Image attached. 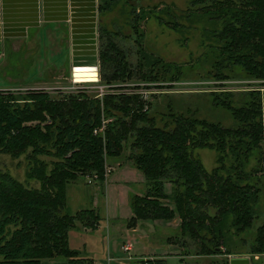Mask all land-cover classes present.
I'll return each instance as SVG.
<instances>
[{
	"label": "trees",
	"instance_id": "1",
	"mask_svg": "<svg viewBox=\"0 0 264 264\" xmlns=\"http://www.w3.org/2000/svg\"><path fill=\"white\" fill-rule=\"evenodd\" d=\"M124 2L130 6L124 13L129 32L118 23L99 26L100 81L109 86L102 96L84 88L0 90V153L27 161L26 180L0 166V264L60 257L92 264V257L70 245L69 232L97 228L102 216L97 207L73 212L68 186L81 175L102 182L109 165L125 161L143 172L146 187L129 195L126 226L179 216L168 242L182 246L180 264H230L227 255L239 252L235 240L246 243L242 233L256 219L262 221L250 252L264 253V0H190L179 12L171 4ZM118 3L102 0L100 8L109 11ZM149 17L178 32L190 26L181 18L207 21L202 55L210 67L202 77L260 80L258 89L241 96L231 88L209 89L213 102L232 112L235 125L181 109L172 97L164 105L154 102L149 96L157 92L145 97L151 81L165 82L169 90L188 78L184 64L146 46L142 21ZM78 73L98 78L97 71ZM199 147L216 150L211 169L196 155ZM252 158L256 164L250 167ZM186 255L198 258L192 263ZM141 261L168 264L159 254Z\"/></svg>",
	"mask_w": 264,
	"mask_h": 264
},
{
	"label": "rangeland",
	"instance_id": "2",
	"mask_svg": "<svg viewBox=\"0 0 264 264\" xmlns=\"http://www.w3.org/2000/svg\"><path fill=\"white\" fill-rule=\"evenodd\" d=\"M86 1L89 2V0ZM101 1L90 0L87 3V6H93V11L89 16L93 18L91 22L94 25L88 30L87 34L81 33L83 37L80 36L81 34L76 33L75 26L72 27V33H70L69 26L57 24L49 27V33L47 32L48 40L40 37L36 32L37 29H30L28 37L6 38L4 40L5 42L0 45V59L3 58L0 62V90H26L29 88L66 90V87L74 83L73 66L75 63H78V60L75 59L73 61V57L76 53L85 54L89 60L97 63V72L99 73V26L103 24L112 27L115 23H118L125 32L131 30L130 26L125 24V14H127L130 6L124 0H121V3H118L113 9L104 12L100 8ZM134 1L136 2L137 0ZM189 1L140 0L142 5L145 6L156 3L159 6L171 4L175 6L178 12L186 9L189 6ZM181 20L187 26L190 25L182 32L168 27L154 17H149L142 21L146 33L145 42L148 49L167 60L184 64L185 76L188 77L177 88L169 90L166 86H162L165 82L151 81L147 83L150 84V90L144 91L145 97L149 95V92H157L159 96H153L151 94L149 96L154 102L160 100V103L164 105V102L172 97L177 105L178 101L182 102L181 104L183 106H181V109L190 107L200 117L218 121L227 126L235 125L236 121L232 112L226 107L216 105L213 102V95L209 92V89L218 91L231 88L236 90V93L241 96V93H246L245 90L247 89H258L260 80L247 76L232 77L225 80H216L214 77H202L207 75V70L210 67V63L202 55L206 50L205 44L208 41L205 40L202 32L208 23L205 19L201 18H197L193 22L187 18H181ZM236 71L242 74L241 68ZM80 81L81 86L79 89L84 88L88 92L97 93V90H95L96 85L103 84L100 81V73L96 80L87 79ZM207 86H211L212 88H208ZM243 89L244 91H242ZM163 91H167V93H162ZM164 94L168 95L166 96ZM195 153L201 157L208 169L216 165L217 152L215 149L199 147L195 149ZM26 162L24 156L18 159L13 158L9 154L0 153V166L10 170L22 180H26ZM255 164L256 158H252L250 167ZM124 165L133 166L126 161ZM120 167L119 164H115L114 166L109 165L107 179L102 182L100 180L95 182L90 177L81 175L68 186V203L73 212L84 207H97L100 210L102 216L100 221L102 224V233L101 235L98 233L91 235L94 243L96 241L99 243L102 240L107 245L108 237L112 238L116 234L114 224L117 223L118 219L116 216H109L108 201H110L112 195L111 191L118 189L120 192L118 193L120 194L119 203L121 207L126 205L125 197L127 191H129V195L136 191L140 193L145 191V183L144 185L132 183L130 185L132 189H127V186L118 188L119 186H117L116 182L112 181L120 180L117 179L119 172H121ZM140 172L143 174L142 171ZM261 179L262 181L264 180V172L261 174ZM121 194L124 196L122 197ZM96 199L99 201L98 204L94 202ZM261 221L260 219H256L255 225L242 233L243 236L248 238L246 243L240 242L238 239L235 240V244L237 243L236 249L239 251L236 254L251 256L252 264H264V253L253 254L250 252V244L253 242L257 232L256 227ZM112 222L114 223L112 224ZM144 224L143 226H145ZM177 231L178 228H170L166 231L159 229L153 234L150 233V230L140 226L138 232L131 235L136 244L134 250L130 252H145V249L142 248L144 246L147 247V245L150 246V251L147 252V255L152 254L151 252L156 254L157 249L170 251L174 246L173 243L169 244L168 236L175 234ZM232 254H228V258ZM186 258L193 263L198 257L195 255H186ZM202 259L208 261L205 257H202ZM167 262L168 264H180L181 260L178 256L170 255L167 258Z\"/></svg>",
	"mask_w": 264,
	"mask_h": 264
},
{
	"label": "crops",
	"instance_id": "3",
	"mask_svg": "<svg viewBox=\"0 0 264 264\" xmlns=\"http://www.w3.org/2000/svg\"><path fill=\"white\" fill-rule=\"evenodd\" d=\"M92 8L93 6H87L86 0H0V45L5 42L6 38L28 37L30 29H37V34L42 38L44 37L43 39L48 40L49 27L57 24L69 26L70 33H72V27L75 26L76 33L87 34L89 28H92L94 25L91 22L93 18L89 16L93 11ZM73 12L75 13L74 15ZM80 36L83 37L82 34ZM86 58H88L87 55L76 53L74 54L73 61L77 59L83 62ZM2 60L3 58L0 59V62ZM73 75L76 80L97 79L86 78L81 73H78V71L73 72ZM120 168L121 172L117 176V179L120 180L112 181L116 182L117 186H119L118 188L127 186V189H129L132 183L144 185V174L140 172V169L129 165H123ZM169 189L168 184L167 190ZM118 192V189L112 190L110 201H108L109 216H116L118 221L114 224L116 234L112 238L108 237L107 245L102 240L100 241L101 243H98V241L94 243L91 238L92 234L98 233L101 235V223L94 229L83 226L72 228L69 232L70 245L80 249L83 255L92 257V264H143L141 259L158 254L165 256L166 259L170 255L181 257L182 246L174 243V248L170 251L157 249L156 254L151 252L152 254L147 255V252L150 251V246L148 245L142 248L145 249V252H130L134 250L136 244L131 235L137 233L140 226L145 227L147 230H150V233L154 234L159 229L166 231L170 228H178L180 217L176 216L170 220H146L141 222L137 227L129 228L125 222V219L132 214V208L129 203V191H127L125 197L126 205L124 207L120 206V192ZM136 192L140 193L139 191ZM121 195L122 197L124 196L123 194ZM94 202L95 204L99 203L97 199ZM143 223H145V226H143ZM127 244L130 246L129 249L125 247ZM229 260L230 264H252V257L249 255L235 253L230 256ZM42 264H68V260L63 257L48 258L44 259Z\"/></svg>",
	"mask_w": 264,
	"mask_h": 264
},
{
	"label": "built area",
	"instance_id": "4",
	"mask_svg": "<svg viewBox=\"0 0 264 264\" xmlns=\"http://www.w3.org/2000/svg\"><path fill=\"white\" fill-rule=\"evenodd\" d=\"M96 67H97L96 70H98V64H97ZM97 74L99 75L98 72H97ZM73 81H74V83L71 84L70 86L66 87V90H78L79 89V87L81 86V84H80L81 81L80 80H76L75 79V76H73ZM108 87L109 86L108 85H105V84H101L99 86L96 85L95 90H97L98 94L100 96H102L108 90ZM125 247H126V249H129L130 248L129 244H127Z\"/></svg>",
	"mask_w": 264,
	"mask_h": 264
},
{
	"label": "bare ground",
	"instance_id": "5",
	"mask_svg": "<svg viewBox=\"0 0 264 264\" xmlns=\"http://www.w3.org/2000/svg\"><path fill=\"white\" fill-rule=\"evenodd\" d=\"M97 63L92 62L91 60L88 62H80L75 63L73 66V72L76 71H97Z\"/></svg>",
	"mask_w": 264,
	"mask_h": 264
}]
</instances>
